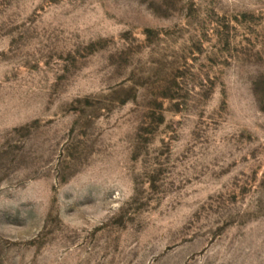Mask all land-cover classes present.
I'll use <instances>...</instances> for the list:
<instances>
[{"label": "rangeland", "instance_id": "obj_1", "mask_svg": "<svg viewBox=\"0 0 264 264\" xmlns=\"http://www.w3.org/2000/svg\"><path fill=\"white\" fill-rule=\"evenodd\" d=\"M0 264H264V0H0Z\"/></svg>", "mask_w": 264, "mask_h": 264}]
</instances>
